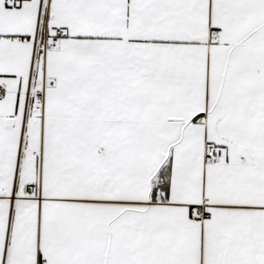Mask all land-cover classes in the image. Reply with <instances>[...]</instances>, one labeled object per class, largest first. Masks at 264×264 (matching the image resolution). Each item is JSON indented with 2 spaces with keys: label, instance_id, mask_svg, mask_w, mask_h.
<instances>
[{
  "label": "snow or ice",
  "instance_id": "1",
  "mask_svg": "<svg viewBox=\"0 0 264 264\" xmlns=\"http://www.w3.org/2000/svg\"><path fill=\"white\" fill-rule=\"evenodd\" d=\"M0 264H264V0H0Z\"/></svg>",
  "mask_w": 264,
  "mask_h": 264
}]
</instances>
